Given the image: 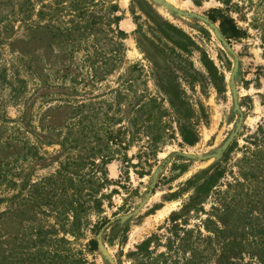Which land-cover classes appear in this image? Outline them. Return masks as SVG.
<instances>
[{
  "label": "rangeland",
  "instance_id": "1",
  "mask_svg": "<svg viewBox=\"0 0 264 264\" xmlns=\"http://www.w3.org/2000/svg\"><path fill=\"white\" fill-rule=\"evenodd\" d=\"M57 1L0 0V264H264V0H117L125 37Z\"/></svg>",
  "mask_w": 264,
  "mask_h": 264
},
{
  "label": "trees",
  "instance_id": "2",
  "mask_svg": "<svg viewBox=\"0 0 264 264\" xmlns=\"http://www.w3.org/2000/svg\"><path fill=\"white\" fill-rule=\"evenodd\" d=\"M37 1H45V0H37ZM98 1H103V0H71V2H69V4L67 6H65L64 4L66 3L63 0H58L56 3V8L55 11L58 12L61 10H68V12L73 13L72 18L73 20L70 21L71 24H73L71 29H64L68 32H75L76 35L78 37H82L85 35H91L92 33H97L98 31H100L102 29V27L104 25H106L109 29V31H111L113 34L115 33L117 37H125V33L122 32L121 30H119V22L121 20V17L118 14L119 12V7L116 4L117 0H113L110 1L108 3H105L106 6V12L104 11V14L100 15L102 11H98ZM222 1V0H221ZM196 5L199 4V2L197 0H195L194 2ZM103 3L101 2V7L99 9L103 8ZM33 6V5H31ZM60 7V8H59ZM44 9V5L41 6V10H39L37 12V16H39V18L43 15V10ZM100 12V14H98ZM209 19L213 22H218L219 23V29L221 34L224 36V38L226 39H239L242 38L244 36V32L238 28V26L236 25V23L233 21V19H231L230 17L226 16L221 10L219 9H214L211 10L210 14L208 15ZM42 19V18H40ZM105 19L107 20V23L105 22ZM115 27V30L112 29L113 27ZM45 29L48 33H53V30L58 31L59 34L62 35V30L58 27H54L51 24L47 23L45 25H39L37 24L35 28H33V30H31V36L38 34L39 30L41 32V30ZM74 33V34H75ZM49 35V34H48ZM66 36H68L69 34L66 33ZM60 35H54V38L59 37ZM111 51L114 53L115 51H117V49H111ZM154 99H150L147 104L144 103L138 108V112H141V114L144 115L145 113V109L147 108V106L150 104L154 103ZM139 119L135 118V120H133L131 122V126L136 125L138 123ZM259 130L262 131V128L259 127ZM264 130V129H263ZM179 134L182 138V141L187 144V145H194L197 142V135L194 134V132L191 130L189 124H187L186 122L184 123H179ZM255 158L257 157V154L254 153L253 154ZM104 159V158H102ZM215 172V173H214ZM212 174V176L209 177V179L202 183L197 190L196 195L191 199L190 208H194L196 207L198 204H200L202 202V200L205 199V197H207V195L209 194V192L211 191V189L213 187H215L217 180L222 176L223 172L222 170H215ZM237 184H235L236 186ZM248 186V184H247ZM233 201V199L231 200V202ZM228 210H230L229 205H226V209L225 211L228 212ZM72 213V212H71ZM73 214H74V225L77 223V212L75 211V209L73 210ZM220 221V220H219ZM206 223H212L214 224V222L211 219H208L206 221ZM223 226L224 223L220 222ZM206 228V227H205ZM89 246L92 249H95V241L91 240L89 242Z\"/></svg>",
  "mask_w": 264,
  "mask_h": 264
}]
</instances>
